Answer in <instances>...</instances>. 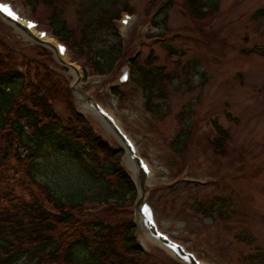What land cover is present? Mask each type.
Here are the masks:
<instances>
[{"label": "rangeland", "instance_id": "rangeland-1", "mask_svg": "<svg viewBox=\"0 0 264 264\" xmlns=\"http://www.w3.org/2000/svg\"><path fill=\"white\" fill-rule=\"evenodd\" d=\"M0 1L47 33L32 40L0 17V46L66 80L74 114L135 186L134 200L123 209L95 207L91 216L131 224L148 264L182 263L148 242L141 202L151 205L163 232L205 264H264V14H257L264 0H218L202 18L187 0ZM165 3V26L156 29L154 17ZM124 14L132 19L128 27L120 23ZM55 18L70 38L55 36ZM57 43L67 46L66 56L55 53ZM115 52V66L101 75L99 55L108 59ZM128 69L129 82L119 85L117 77ZM140 71L150 73L146 84L136 82ZM88 103L107 109L149 163L143 189L126 148L86 110ZM55 109L69 119L62 104ZM216 125L227 133L224 142ZM76 167L65 161L38 176L66 189Z\"/></svg>", "mask_w": 264, "mask_h": 264}, {"label": "trees", "instance_id": "trees-1", "mask_svg": "<svg viewBox=\"0 0 264 264\" xmlns=\"http://www.w3.org/2000/svg\"><path fill=\"white\" fill-rule=\"evenodd\" d=\"M187 2L202 18L218 0ZM169 9L168 3L157 9L155 27L165 26ZM53 23L57 37L70 38L60 18ZM117 55H99L95 69L110 72ZM42 68L0 46V264H148L131 224L89 214L95 207L120 211L134 200L135 186L116 155L74 114L66 80ZM148 75L137 73V84H146ZM153 86L150 81V95ZM56 104L69 119L59 116ZM215 129L224 142L227 133ZM65 161L77 165L69 188L39 178Z\"/></svg>", "mask_w": 264, "mask_h": 264}, {"label": "bare ground", "instance_id": "bare-ground-1", "mask_svg": "<svg viewBox=\"0 0 264 264\" xmlns=\"http://www.w3.org/2000/svg\"><path fill=\"white\" fill-rule=\"evenodd\" d=\"M8 22V21H7ZM10 23V22H9ZM13 26H15V27H17L18 28V31H20V32H22V33H25V36H28V37H30L32 40H34V36L35 35H37L36 34V31L34 30V29H32V30H27V29H25V30H22V29H20L19 28V26H18V24H20V25H23V26H26V22H19L18 24H13V23H11ZM130 24V23H129ZM128 24V25H129ZM36 37H38V36H36ZM67 54H65L64 56H66ZM86 110L87 111H89L94 117H96L100 122H102L103 123V125L108 129V131H110L120 142H121V140L119 139V137L117 136V134L115 133V131L113 130V127L110 125V124H108L103 118H101L95 111H91L89 108H88V104L86 105ZM122 143V142H121ZM130 154H128V164L132 167V169L136 172V173H138L139 172V169H138V167H137V164L134 162V161H132L131 160V158H130V156H129ZM139 218H140V216H139ZM140 222H141V218H140ZM143 228V227H142ZM143 231L145 232V234H146V236H147V240H148V242H151V243H153V244H155V245H157V246H159L160 248H162L163 250H165V248L163 247V245H162V243L160 242V241H158V240H155V239H153L151 236H150V233L147 231V230H145L144 228H143ZM166 252H168L169 253V251L168 250H165ZM170 254V253H169ZM172 254V253H171Z\"/></svg>", "mask_w": 264, "mask_h": 264}, {"label": "snow or ice", "instance_id": "snow-or-ice-1", "mask_svg": "<svg viewBox=\"0 0 264 264\" xmlns=\"http://www.w3.org/2000/svg\"><path fill=\"white\" fill-rule=\"evenodd\" d=\"M0 7H2V6H0ZM3 10L6 11V12H8V14L10 16H13L14 18H17L18 19V17L16 16V14L14 12H12L10 9H8V8L5 7V8H3ZM32 26H34V25H32L31 23H29V27H32ZM61 51H64L63 46H61Z\"/></svg>", "mask_w": 264, "mask_h": 264}]
</instances>
